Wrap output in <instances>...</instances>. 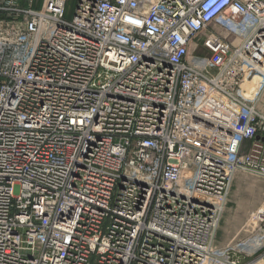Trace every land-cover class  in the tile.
Instances as JSON below:
<instances>
[{
    "label": "built area",
    "instance_id": "built-area-1",
    "mask_svg": "<svg viewBox=\"0 0 264 264\" xmlns=\"http://www.w3.org/2000/svg\"><path fill=\"white\" fill-rule=\"evenodd\" d=\"M0 0V264H244L264 179V0ZM250 84L247 90L244 86Z\"/></svg>",
    "mask_w": 264,
    "mask_h": 264
},
{
    "label": "rangeland",
    "instance_id": "rangeland-1",
    "mask_svg": "<svg viewBox=\"0 0 264 264\" xmlns=\"http://www.w3.org/2000/svg\"><path fill=\"white\" fill-rule=\"evenodd\" d=\"M65 19L70 21L78 0H67ZM24 5L27 0H20ZM42 0H33V7L38 9ZM264 108V105H263ZM264 211V179L257 178L249 173L238 171L230 187L227 203L224 207L217 228L216 246L223 248L229 242L243 239L246 231L250 230V213L257 210ZM222 235L220 236V234ZM220 236V238H219ZM254 258H245L243 263L247 264ZM254 264H264V249Z\"/></svg>",
    "mask_w": 264,
    "mask_h": 264
},
{
    "label": "crops",
    "instance_id": "crops-1",
    "mask_svg": "<svg viewBox=\"0 0 264 264\" xmlns=\"http://www.w3.org/2000/svg\"><path fill=\"white\" fill-rule=\"evenodd\" d=\"M247 90H249L250 88H251V86H250V84H246L245 86H244ZM263 105H264V98L262 99V101H261V103H260V107L262 108V109H264L263 108ZM217 233H216V237H217ZM222 235V233L220 234V236ZM220 236H219V238H220Z\"/></svg>",
    "mask_w": 264,
    "mask_h": 264
},
{
    "label": "trees",
    "instance_id": "trees-1",
    "mask_svg": "<svg viewBox=\"0 0 264 264\" xmlns=\"http://www.w3.org/2000/svg\"><path fill=\"white\" fill-rule=\"evenodd\" d=\"M22 2H24V0H22ZM68 2V1H67ZM66 6H67V4H66ZM65 14H66V12H65Z\"/></svg>",
    "mask_w": 264,
    "mask_h": 264
}]
</instances>
